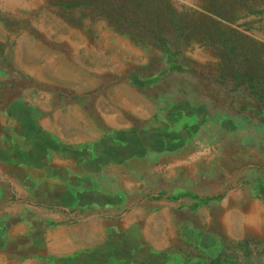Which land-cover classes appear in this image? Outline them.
<instances>
[{
  "label": "rangeland",
  "instance_id": "obj_1",
  "mask_svg": "<svg viewBox=\"0 0 264 264\" xmlns=\"http://www.w3.org/2000/svg\"><path fill=\"white\" fill-rule=\"evenodd\" d=\"M22 207L0 264H264V0H0V220Z\"/></svg>",
  "mask_w": 264,
  "mask_h": 264
},
{
  "label": "crops",
  "instance_id": "obj_2",
  "mask_svg": "<svg viewBox=\"0 0 264 264\" xmlns=\"http://www.w3.org/2000/svg\"><path fill=\"white\" fill-rule=\"evenodd\" d=\"M31 192V191H30ZM31 193H33V192H31ZM17 196H20L19 197V199H24L25 201H31L32 200V198H33V196H32V194H30L29 192H28V195H26L25 194V196L22 194V192H18V195ZM11 202H12V200L10 199L9 200V203H8V205H10L11 204ZM20 202H22V201H20ZM28 207H32V206H28ZM22 209V218H19V220L17 219L18 218V216L20 215V213H18V211L17 212H12V211H9V213H8V216H2V218H1V220H0V227H1V223H3V226H4V223H8V226H7V228L6 229H8L9 231H11L12 230V228L14 227L13 225H15V224H18V223H20V221L21 222H23L21 225H18L17 226V228H16V232H14V233H10L9 235H8V237L9 238H15V239H21L22 237H24V232L26 231V229L29 227V226H31V224L32 223H30L29 222V220H28V217H26L25 218V216L24 215H33V212L30 210V209H26V208H24V207H22L21 208ZM24 211H26V212H24ZM66 212V211H65ZM67 213V212H66ZM15 214V216H13ZM17 215V216H16ZM31 215V216H32ZM48 215V214H47ZM51 215V217H52V219H56V217H55V215L52 213V214H49V216ZM34 216V215H33ZM39 217H40V215H39ZM67 218H68V216H67ZM58 219H60V217H58ZM2 226V227H3ZM62 227V226H61ZM69 227V226H68ZM68 227H67V230H68ZM73 227H75L73 230V232H75V231H77V233L76 234H72V237H65V238H60V241H65V243L66 242H68L67 244H69V245H72V246H74V247H82V246H94V245H96L97 243H98V241H97V239H98V236H100V235H105V233H104V231H105V227L104 228H102L100 231H99V229L96 227V226H94L93 228H92V233H93V231L95 232V233H93L94 235H92V236H87L86 234H84V235H79V231H80V229L78 228V226H73ZM77 227V228H76ZM29 228H31V227H29ZM65 230H66V227L65 226H63L62 228H59L56 232V237H55V235L53 236V240L55 241V240H58L59 239V234L60 233H65ZM99 231V233H97ZM97 234H98V236H97ZM49 235V234H48ZM59 235V236H58ZM97 236V237H96ZM102 237V236H101ZM50 238V237H49ZM96 238V239H95ZM100 239V238H99ZM69 242H72V243H69Z\"/></svg>",
  "mask_w": 264,
  "mask_h": 264
}]
</instances>
